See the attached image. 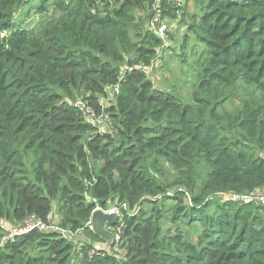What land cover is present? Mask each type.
<instances>
[{
    "label": "trees",
    "instance_id": "16d2710c",
    "mask_svg": "<svg viewBox=\"0 0 264 264\" xmlns=\"http://www.w3.org/2000/svg\"><path fill=\"white\" fill-rule=\"evenodd\" d=\"M31 1L0 0V218L60 232L0 227V264H264V208L227 197L264 190V0H191L192 15L172 0H41L25 29ZM155 15L187 17L201 44L190 104L144 72L165 50ZM235 87L253 90L228 110ZM103 98L100 133L72 103L100 114ZM98 208L119 212L111 253L90 230Z\"/></svg>",
    "mask_w": 264,
    "mask_h": 264
},
{
    "label": "rangeland",
    "instance_id": "374dc122",
    "mask_svg": "<svg viewBox=\"0 0 264 264\" xmlns=\"http://www.w3.org/2000/svg\"><path fill=\"white\" fill-rule=\"evenodd\" d=\"M174 1L175 3H180L179 6L184 5V11L187 14L192 15L198 13L193 1L189 0L186 3V0ZM52 2L53 0L46 1L47 8L51 6ZM40 4L41 0H34L26 4L17 14L15 18L16 21L20 22L22 27L25 29L35 27L42 18V15L38 11ZM152 10L153 8L148 10V13L151 14ZM167 19L168 30L166 32L164 42L162 43L163 49L165 50H162L154 59L152 68H147L149 69V72L146 75L148 79L153 82L155 89H159L165 93L174 94L175 96L180 97L181 101L184 103L190 104L193 100V94L197 89V73H199V67L202 65V49L200 50L199 48H196V43L198 46L201 44L197 42V40L195 41L196 38L192 34H188L185 39L186 25L184 24H187L188 22L187 17L182 24L179 23L177 18L170 19L167 17L163 21H167ZM145 26H147V24H145ZM131 40L134 41L135 38ZM249 89L251 91L253 90V88H233L232 92L234 93L235 99L226 105L227 109L233 110V108L236 107L237 103L239 102L238 99L247 97ZM106 100L107 99L103 98V101ZM112 126L113 122L109 119L106 132L111 130L113 131ZM255 155L264 158L263 154L255 153ZM163 172V180L167 183H171L178 178V174L169 166H163ZM171 205L172 203L168 204L169 207ZM165 225L166 224L163 226L165 227ZM172 226L173 225H168L166 227L170 233H173L176 229L172 228ZM179 226L180 230L183 231L182 233L188 237L187 241L189 243H195L196 241L194 240L196 239V233L198 232L197 229H185L184 225L182 224H179ZM73 239L78 240V237L75 235ZM108 252L111 253V249L108 250Z\"/></svg>",
    "mask_w": 264,
    "mask_h": 264
},
{
    "label": "built area",
    "instance_id": "2783aa9c",
    "mask_svg": "<svg viewBox=\"0 0 264 264\" xmlns=\"http://www.w3.org/2000/svg\"><path fill=\"white\" fill-rule=\"evenodd\" d=\"M164 19H162L159 15H155L149 24L150 29L155 33L156 37L159 38L163 42L165 39L166 32L168 30V19L167 21H163ZM144 72L145 74H147L149 72V69L144 68ZM106 91L110 94L112 100H114V95H116L118 92L117 88L116 87L107 88ZM72 105L78 108L82 113H84L86 121L92 127H94L98 132L100 133L106 132L109 119L103 107L105 105H109V99H107L106 101H103V99L100 100L99 102V105L101 107L100 114H98L92 106H90L88 103H85L82 99L76 100L74 103H72ZM227 197H229L232 201H235L236 203L255 204V205H258L264 208V192L257 191L251 194H230ZM104 212L115 213L116 216H119V212L117 209L108 210ZM0 227L8 230V235L6 236V239L14 238L22 233L35 230V229L39 231H43V232H46V231H59L60 232V229L55 225V223H52L51 225H47L46 223L39 221L34 216L27 218L21 225H18L16 227H10L9 224L4 219L0 218ZM111 231H112V234L114 233V236H115V238L113 236V239L115 240V242H118L119 236L115 234L114 228H112ZM61 233L63 235H67L68 232L61 231Z\"/></svg>",
    "mask_w": 264,
    "mask_h": 264
},
{
    "label": "water",
    "instance_id": "95a60500",
    "mask_svg": "<svg viewBox=\"0 0 264 264\" xmlns=\"http://www.w3.org/2000/svg\"><path fill=\"white\" fill-rule=\"evenodd\" d=\"M118 218L115 213H106L102 209H95L90 218V230L101 240L96 247L102 251H108L113 245L111 229L115 227Z\"/></svg>",
    "mask_w": 264,
    "mask_h": 264
}]
</instances>
